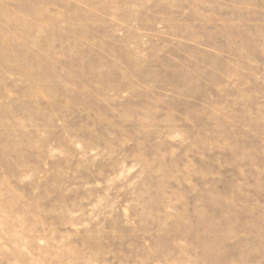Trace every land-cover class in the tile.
<instances>
[{
  "label": "rangeland",
  "instance_id": "374dc122",
  "mask_svg": "<svg viewBox=\"0 0 264 264\" xmlns=\"http://www.w3.org/2000/svg\"><path fill=\"white\" fill-rule=\"evenodd\" d=\"M0 264H264V0H0Z\"/></svg>",
  "mask_w": 264,
  "mask_h": 264
}]
</instances>
